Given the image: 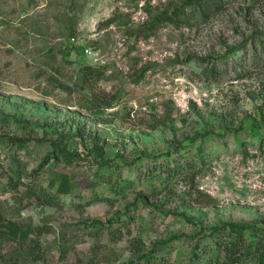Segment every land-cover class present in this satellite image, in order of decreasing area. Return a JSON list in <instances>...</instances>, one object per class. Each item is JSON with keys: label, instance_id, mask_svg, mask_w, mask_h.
<instances>
[{"label": "rangeland", "instance_id": "rangeland-1", "mask_svg": "<svg viewBox=\"0 0 264 264\" xmlns=\"http://www.w3.org/2000/svg\"><path fill=\"white\" fill-rule=\"evenodd\" d=\"M225 2L0 0V223L32 230L0 264H207L213 226H264V0Z\"/></svg>", "mask_w": 264, "mask_h": 264}, {"label": "trees", "instance_id": "trees-1", "mask_svg": "<svg viewBox=\"0 0 264 264\" xmlns=\"http://www.w3.org/2000/svg\"><path fill=\"white\" fill-rule=\"evenodd\" d=\"M188 1L189 3L186 4V6L176 9L169 15L164 14L162 18L175 24H179V22L188 23L191 18H199L203 21H208L213 15L220 12L226 6L225 0ZM188 9L190 10L188 11ZM191 58L192 57L189 59ZM89 69L94 71L95 74L96 70L93 68ZM203 71L206 77L215 75L216 72L214 67L204 68ZM255 133L261 135L259 129H257ZM71 155V151L68 150L66 144H53V150L47 154L45 160L42 162V166L49 160V157L53 156L55 159H58L62 156L70 160ZM201 158L203 157L201 156ZM166 166V170H164V173H166V180L170 179L177 172H184V175L186 176L195 172V161H188L184 168L177 169L176 166H171L170 163H167ZM30 189L42 203L50 205L56 204V196L51 192L43 189L41 193H37L36 188L31 187ZM67 190V188L61 189L62 192ZM99 224L102 225L101 222H99ZM30 231L32 230L22 231L19 227L13 224L0 223V235L4 233V235H9L20 241L27 239L30 235ZM208 236L211 238L208 243L210 246L202 247L200 243L197 244L196 246L198 250H194V258L205 259L206 253L210 252L212 249H216L218 251L217 256L208 257L206 259L207 264H249V259L255 254L259 255V264H264V226L255 223L251 225L226 223L221 226H213L210 229ZM143 259L145 262L150 263L157 259V256L155 255L154 257L153 254H150L142 258V260ZM131 264L135 263L133 262Z\"/></svg>", "mask_w": 264, "mask_h": 264}]
</instances>
